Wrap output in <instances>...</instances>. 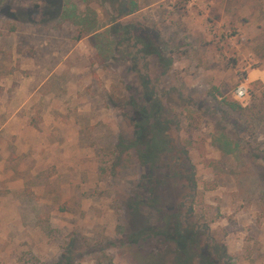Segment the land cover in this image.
Wrapping results in <instances>:
<instances>
[{
	"label": "rangeland",
	"instance_id": "1",
	"mask_svg": "<svg viewBox=\"0 0 264 264\" xmlns=\"http://www.w3.org/2000/svg\"><path fill=\"white\" fill-rule=\"evenodd\" d=\"M121 1L0 0V264H264V0Z\"/></svg>",
	"mask_w": 264,
	"mask_h": 264
},
{
	"label": "trees",
	"instance_id": "2",
	"mask_svg": "<svg viewBox=\"0 0 264 264\" xmlns=\"http://www.w3.org/2000/svg\"><path fill=\"white\" fill-rule=\"evenodd\" d=\"M140 7L137 3V0H122L120 4V14L123 17L131 16L137 11H139ZM65 11L62 15V19H70L68 14ZM82 19V18H81ZM73 24L79 27L78 37L80 40L83 37L89 36L98 29L95 25V22L90 18V14H86L84 19L77 21L74 19ZM100 35H95L94 38H98ZM224 106L230 110L231 112H240L244 111L246 107H243L240 103L236 101H223ZM139 121H137L134 125L136 129V146L137 153L136 156L142 160L143 162H154V158L161 151V147L163 144L162 139L158 136V132L156 128L153 127V123L147 121V118L143 116L140 117ZM142 203H135L132 206L133 214H138L142 209L150 208L151 206H142ZM145 205V204H144ZM171 225L167 224L164 228H161L157 231L156 236H161L164 238L166 243H168L172 248V258L169 260V264H212L210 257L208 254H202V249H199L196 244L193 235H190L189 231L181 230L179 224L173 226V229L169 228ZM153 233L155 231H152ZM142 234L140 231L137 235ZM200 252V253H199ZM196 254L193 258L190 254ZM198 261H195V259ZM143 260V261H142ZM142 264H168L165 262L163 257L161 256H149L142 258ZM158 262V263H157Z\"/></svg>",
	"mask_w": 264,
	"mask_h": 264
},
{
	"label": "built area",
	"instance_id": "3",
	"mask_svg": "<svg viewBox=\"0 0 264 264\" xmlns=\"http://www.w3.org/2000/svg\"><path fill=\"white\" fill-rule=\"evenodd\" d=\"M247 96V89L243 86H239L235 91L236 100L242 101Z\"/></svg>",
	"mask_w": 264,
	"mask_h": 264
}]
</instances>
